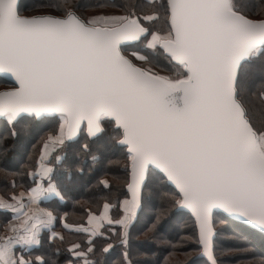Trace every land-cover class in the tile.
Listing matches in <instances>:
<instances>
[{
    "label": "snow or ice",
    "instance_id": "snow-or-ice-1",
    "mask_svg": "<svg viewBox=\"0 0 264 264\" xmlns=\"http://www.w3.org/2000/svg\"><path fill=\"white\" fill-rule=\"evenodd\" d=\"M138 48L148 51L132 50ZM261 50L264 12L249 15L237 0H152L150 13L126 5L122 14L87 20L68 6L59 15H24L22 0H0V74L17 85L0 92V118L13 126V136L25 116L59 120L30 173L35 186L0 199L15 221L6 225L11 235L0 237V264H47L24 253L40 245L45 229L64 240L54 230L57 217L40 206L49 194L60 196L49 156L85 130L95 136L106 119L122 130L127 194L115 205V219L109 215L114 205L104 203L101 215L89 212L87 226L64 224L87 234L86 250L79 243L68 248L75 258L68 264H94L93 237L105 235V222L118 226L111 231L124 247V264H133L130 229L153 174L172 191L160 197L152 229L172 209L186 210L210 264H217V213L264 233V128L254 126L239 79ZM149 53L162 56L175 77L147 66L154 63Z\"/></svg>",
    "mask_w": 264,
    "mask_h": 264
},
{
    "label": "trees",
    "instance_id": "trees-1",
    "mask_svg": "<svg viewBox=\"0 0 264 264\" xmlns=\"http://www.w3.org/2000/svg\"><path fill=\"white\" fill-rule=\"evenodd\" d=\"M237 3L249 15L264 12V0H237ZM126 5H136L145 13L152 10L150 0H22V14L59 15L68 6L87 20L97 14H122ZM138 49L142 53L148 51ZM149 55L154 63L147 66L158 72L174 74L175 71L162 56ZM157 64L164 68L156 67ZM239 79L242 99L254 126L257 129L264 128V50L240 69ZM0 85L12 87L1 77ZM58 125L59 120L49 116L37 119L25 116L15 124L16 134L13 136V126L5 118L0 119V195L10 200L12 195H18L20 191L27 192L35 186L30 173L36 171L43 142L50 133H55ZM101 128L102 131L95 136H89L86 130L79 133L66 142L63 152L54 151L48 160L53 167V183L63 199L55 194L44 199L40 206L52 211L57 217L54 230L64 240L58 237L52 239L49 230L45 229L41 234L40 245L29 249L24 253L26 256H42L47 264H68V261L75 260L68 248L72 243H79L86 250L87 234L78 233L74 228H65V223L87 226L89 212L101 215L104 203L114 205L109 213L114 219L118 217L115 205L127 194L128 174L124 167L127 149L119 142L122 130L111 119L104 120ZM84 144L88 145L87 149L83 147ZM104 180L109 182L108 188L104 186ZM36 182H39L38 176ZM165 190L172 191L170 186L161 185L157 174L149 177L142 207L130 229L127 250L133 264H210L200 257L202 251L195 243L198 229L190 213L172 209L159 221L156 229H152L163 206L160 197ZM2 214L9 215L0 211V219H4ZM5 218L11 219V216ZM214 225L217 264H264L263 234L221 214L215 215ZM112 228L119 230L116 225L104 224L100 231L105 235L93 237L94 254H90L89 258L94 264H124V247L120 238L111 231ZM108 243L113 244V247L104 253L103 247Z\"/></svg>",
    "mask_w": 264,
    "mask_h": 264
},
{
    "label": "rangeland",
    "instance_id": "rangeland-1",
    "mask_svg": "<svg viewBox=\"0 0 264 264\" xmlns=\"http://www.w3.org/2000/svg\"><path fill=\"white\" fill-rule=\"evenodd\" d=\"M150 1H152V0H150ZM101 15H111V14H101ZM101 15H99V14H97V15H95V16H92V17H90L89 19H91V18H93V17H96V16H101ZM132 50H139V49H132ZM138 62V61H137ZM139 63V62H138ZM161 75H167V76H170V77H175V72H174V74L173 75H169V74H167L166 72H159ZM8 89V87L6 86V85H0V89L1 90H3V89ZM67 142V141H66ZM66 142H65V144H66ZM65 144L63 145V146H60V147H56V148H54L53 150H52V152H51V154H50V156H49V159H50V157L52 156V154L54 153V151H57V150H60V151H62L63 152V150L65 149ZM21 192H26V191H20L19 193H18V195L21 193ZM55 195V193H51V194H49L48 196H47V198H51L52 196H54ZM11 198V197H10ZM9 198V199H10ZM46 198V199H47ZM0 199H4V200H8V199H6L5 197H3L2 195H0ZM42 207V206H41ZM44 208V207H43ZM46 209V208H45ZM0 211L1 212H4L5 211V213H7V214H9V215H6V214H2L1 216L5 219H0V236H7V235H10L11 233H10V231L7 229L6 230V233H5V235H3V233H2V231H3V229H5L6 228V225L8 224V223H11V222H13L11 219H12V213L10 212V210H2V209H0ZM6 216H8V217H10L11 216V219H6L5 217ZM5 222V223H4ZM15 222V221H14ZM104 224H107L106 222L104 223ZM222 224L220 223V225L219 226H221Z\"/></svg>",
    "mask_w": 264,
    "mask_h": 264
},
{
    "label": "water",
    "instance_id": "water-1",
    "mask_svg": "<svg viewBox=\"0 0 264 264\" xmlns=\"http://www.w3.org/2000/svg\"><path fill=\"white\" fill-rule=\"evenodd\" d=\"M0 77L3 78V79H5L8 83H10V84L12 85L11 88L0 90V92L6 91V90H10V89L15 88V87L17 86V85L15 84L14 80H12V79H10V78H6V77L4 76V74H0ZM0 119H1V118H0ZM116 126H117V125H116ZM117 127H118V126H117ZM98 133H99V132H98ZM98 133H96V135H97ZM78 135H79V134H78ZM120 144H121V143H120ZM121 145H122V144H121ZM122 146H123V145H122ZM182 210H183V209H182ZM184 211H186V210H184ZM186 212H187V211H186ZM188 213H189V212H188ZM217 214H221V215L227 217L228 219H230V220H232V221H235V222H237V223L243 224V225L247 226L248 228L253 229V230H255V231L261 233L260 231L254 229V228H252L251 226L247 225L246 223L240 221V220L237 219L236 217H230V216H228L227 214H224V213H222V212L217 213ZM192 217H193V216H192ZM193 218H194V217H193ZM261 234L264 235V233H261ZM214 239H215V238H214ZM200 257H201V258H205V259L207 260V258L202 254V252H201ZM207 261H208V260H207ZM208 262H209V261H208Z\"/></svg>",
    "mask_w": 264,
    "mask_h": 264
},
{
    "label": "crops",
    "instance_id": "crops-1",
    "mask_svg": "<svg viewBox=\"0 0 264 264\" xmlns=\"http://www.w3.org/2000/svg\"><path fill=\"white\" fill-rule=\"evenodd\" d=\"M109 215H110V213H109ZM12 216H13V214H12ZM12 220V219H11ZM13 221V220H12ZM14 222V221H13ZM8 228L6 227L5 229H3V231H2V233H3V235H5V233H6V230H7ZM11 235V234H10ZM0 237H4V236H0Z\"/></svg>",
    "mask_w": 264,
    "mask_h": 264
}]
</instances>
